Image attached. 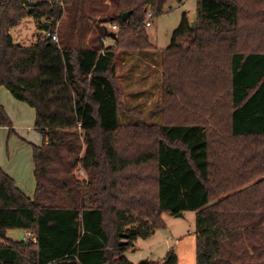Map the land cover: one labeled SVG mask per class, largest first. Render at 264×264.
<instances>
[{
    "label": "trees",
    "instance_id": "16d2710c",
    "mask_svg": "<svg viewBox=\"0 0 264 264\" xmlns=\"http://www.w3.org/2000/svg\"><path fill=\"white\" fill-rule=\"evenodd\" d=\"M110 1L0 0V87L35 108L46 139L32 145L33 198L0 167V264H134L125 252L138 238L165 228L164 212L188 210L196 264H264V0H198L195 26L183 13L161 52L165 116L127 129L117 50L154 49L146 12L167 0ZM87 12L118 29L84 44ZM27 16L62 27L60 41L15 43L7 29ZM4 126L14 132L0 103ZM12 229L32 237L13 241ZM177 262L170 250L162 264Z\"/></svg>",
    "mask_w": 264,
    "mask_h": 264
},
{
    "label": "rangeland",
    "instance_id": "374dc122",
    "mask_svg": "<svg viewBox=\"0 0 264 264\" xmlns=\"http://www.w3.org/2000/svg\"><path fill=\"white\" fill-rule=\"evenodd\" d=\"M85 4L90 7L93 0H85ZM198 0H167L163 12L153 18L151 26L147 27L149 40L155 47L151 50H131L119 48L117 50L115 65V80L120 91L119 120L123 128H130L132 125L161 123L164 112V79L163 68L161 64L162 50L171 44V38L174 30L179 26L183 13H187L190 21L196 22V9ZM100 3V0L98 4ZM112 5V4H111ZM101 5H99L100 7ZM102 7V6H101ZM89 11V10H88ZM108 13L113 10H107ZM91 14V29L84 38V44H98V36L101 35L103 26L102 14ZM90 14L87 12V16ZM70 13L64 8V15L61 24L69 27L68 17ZM94 17V18H93ZM89 23V20L86 19ZM46 23V19L37 20L32 16L21 19L20 23L7 29L15 43L24 46L35 45L39 38L47 37L46 31L41 27ZM62 28V27H60ZM55 30L60 41L59 31ZM66 32L68 29L63 27ZM112 28V27H111ZM116 31V30H114ZM101 40V39H100ZM113 40V41H112ZM103 42L104 45L112 44L116 47L115 38ZM169 92H171L169 90ZM37 131V130H36ZM37 133H39L37 131ZM40 134V133H39ZM85 146L82 148L79 156H83ZM76 178L84 183L89 180L87 171L81 165L75 169ZM162 218L166 227L156 230L155 234L147 239L138 238L135 245L129 248L125 255L132 260L134 264H139L147 260L152 264H162L168 252L173 250L177 257V264H196V211H185L183 216L164 212ZM26 232L22 229H12L7 233V237L13 241L24 239ZM32 237V235H31Z\"/></svg>",
    "mask_w": 264,
    "mask_h": 264
},
{
    "label": "crops",
    "instance_id": "0c3cea01",
    "mask_svg": "<svg viewBox=\"0 0 264 264\" xmlns=\"http://www.w3.org/2000/svg\"><path fill=\"white\" fill-rule=\"evenodd\" d=\"M106 3L111 5L110 0H106ZM105 40L107 42L112 38ZM109 45L112 44L106 46ZM0 103L8 113L14 129L11 133L8 127H0V167L24 193L33 198L36 177L32 145H42L46 141L35 129L36 110L26 102L17 100L4 86L0 87ZM28 236L26 232L24 239Z\"/></svg>",
    "mask_w": 264,
    "mask_h": 264
},
{
    "label": "built area",
    "instance_id": "2783aa9c",
    "mask_svg": "<svg viewBox=\"0 0 264 264\" xmlns=\"http://www.w3.org/2000/svg\"><path fill=\"white\" fill-rule=\"evenodd\" d=\"M153 18H154V14L151 10H148L146 12V19H145V25L148 27V26H151L152 25V22H153ZM113 30H117L118 27L117 25H112L111 26ZM46 34H47V37H51V39L53 41H56L58 42V36L56 34V32H51V31H46ZM104 42H106V40L104 39L103 40ZM106 46V45H105ZM29 237H31V234H29Z\"/></svg>",
    "mask_w": 264,
    "mask_h": 264
},
{
    "label": "water",
    "instance_id": "95a60500",
    "mask_svg": "<svg viewBox=\"0 0 264 264\" xmlns=\"http://www.w3.org/2000/svg\"><path fill=\"white\" fill-rule=\"evenodd\" d=\"M129 14H130V12H125V13L123 14V20H127V17L129 16ZM192 25L195 26V25H196V22H194ZM47 29H48V27L45 26V30H47ZM177 215H178V216H183V212H179ZM125 243H126L125 240H121L119 244H120V245H123V244H125ZM147 263H148L147 260H143V261H141L139 264H147Z\"/></svg>",
    "mask_w": 264,
    "mask_h": 264
}]
</instances>
